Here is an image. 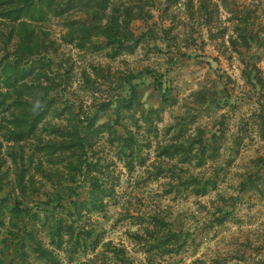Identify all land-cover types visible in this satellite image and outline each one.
Instances as JSON below:
<instances>
[{"label": "rangeland", "instance_id": "rangeland-1", "mask_svg": "<svg viewBox=\"0 0 264 264\" xmlns=\"http://www.w3.org/2000/svg\"><path fill=\"white\" fill-rule=\"evenodd\" d=\"M177 3L174 23L170 19L161 22L158 9L148 23L134 20L132 28L137 36L142 35L140 42L113 58L93 43L79 49L76 42L65 41L66 29L57 18L35 23L42 61L34 63L45 72L43 85L54 87L49 89L54 102L47 114H36L41 112L37 107L29 109L34 110L31 118L35 119L30 120L31 137L20 142L6 140L5 129L12 128L13 116L0 112V201L4 198V203L13 206L17 199L30 212L13 217L17 225L12 227L7 225L11 214L5 209L0 262L9 263L16 248L24 246L22 252L30 262L48 264L32 256V236L54 252L52 264L101 263L104 256L113 263L114 246L123 248L132 264H152V256L157 261L194 264L196 259L225 256L246 243L245 263L264 258V192L245 195L236 205L230 200L243 173L264 177V164L257 161L264 157V129L256 116L260 110L264 113V87L256 85L254 73L249 78L245 71L256 64L264 77V0H207V10L201 8L197 14L186 10L188 0ZM193 4L197 8L200 2L194 0ZM245 20L251 30L261 31L263 47L252 43L245 50L239 42L234 44L237 31L246 28ZM7 23L0 17L4 31ZM154 23L149 36L146 32ZM148 70H153L159 81ZM33 78L31 74L29 79ZM79 111L82 116L97 111L96 125L108 124L111 131L100 135L90 131L87 150L92 165L74 184L65 177V161L77 157L66 154L62 145L52 148L65 141L63 132L75 123L74 114ZM69 114L72 121L67 120ZM127 128L140 156L132 170L116 152L117 141L111 142L115 132L121 136ZM170 139L193 154L202 148L218 151L212 159L200 160L196 155V159L183 162L179 155H161L162 146ZM192 174H204L203 182L216 179L217 189L196 194L192 186L185 187ZM93 177L100 184L116 185L114 198H108L112 203L103 211L83 205L91 201ZM82 178L85 181H80ZM72 184L79 197H70L66 191ZM73 200L78 201V210ZM217 206L230 213L224 224L217 223L221 214ZM76 210L80 216H72ZM151 211L165 217L182 241L187 238L188 248L170 255L162 251L163 246L145 245L151 242L147 239L141 243L132 239L130 232L146 235L144 223ZM55 218L75 223L78 235L84 231L91 234L89 242L98 243L95 250L81 246L74 253L70 243L51 245L48 226Z\"/></svg>", "mask_w": 264, "mask_h": 264}, {"label": "trees", "instance_id": "trees-1", "mask_svg": "<svg viewBox=\"0 0 264 264\" xmlns=\"http://www.w3.org/2000/svg\"><path fill=\"white\" fill-rule=\"evenodd\" d=\"M177 1L178 0H145V2H143V0H0V17L8 22L6 26L7 31H4L3 27L0 28V112L1 114L9 113L13 116L12 128L7 127L5 129L6 140L15 142L28 140L31 137L32 131V123L30 120L32 122L35 120L31 118V114L34 110L29 109L37 107L38 109L40 108L41 112L38 111L36 114H47L54 102V99L49 94V89H54V87L43 85L41 79L44 77L45 72L34 63V61H42V58H40L42 55L39 50L42 42L40 43V36L35 30V23L50 20L49 18L51 17L57 18L63 23L66 29L63 34L65 41L68 43L76 42L79 49H84L88 44L93 43L95 46L98 45L101 47L102 51H106L107 55L113 58L119 55L121 51L131 49L140 42L142 35L137 36L132 28L134 20H142L148 23L155 16L154 10L158 9L161 11L158 18L161 22L170 19L171 21L173 20L174 23L176 17L174 8L179 5ZM199 2L200 5L196 8L193 4L194 0H188V3H185L186 10L188 9V12L191 13L195 11L196 14L201 8L207 10V0H199ZM243 23L247 24L246 28H244L243 31H237L239 32V37L238 40H233L234 44L239 42L245 50L249 49L252 43L259 45V47H263V42L260 41L259 36L261 31L251 30L247 20L243 21ZM154 24L155 25L152 26L149 25V29L146 32L149 36L154 32L156 23ZM94 39H97L99 42H94ZM253 67L252 69L254 71L256 70L255 72H253V70H248V68L245 70L248 77L251 78L254 73L253 76L256 85L264 87V77L261 74L260 67L256 64H254ZM148 72L159 81L160 78L153 70H148ZM31 74L34 75L32 81L29 79ZM163 95H165V93ZM130 101H132V99ZM130 101L128 104L133 103ZM128 104L126 105L128 106ZM71 114H69V117ZM256 116L257 121L264 129V113L260 110V113ZM4 118L5 117H3V119ZM72 119L73 118L70 117L67 120L72 121ZM74 119L75 123L63 132V134L65 133V141H62L61 144L57 142L53 145L52 149L57 150V145H62L64 146V152L66 154L77 157L76 160L65 161V177L68 182L75 184L77 183L76 178L80 177V175L85 177L86 167L92 165L89 162L87 150L90 143V131H92L94 135H100L106 131H111V126L108 124L96 125V121L98 120L97 111L91 116H82L79 111L74 114ZM124 126L126 127L127 125ZM2 129L3 126L0 124V130ZM115 134V138L112 139L110 137L111 142H118H115L116 152H118L120 157H123L126 167L132 170L136 164V160H140L135 138L129 128L125 129L123 133H120L121 136H119L117 132H115ZM215 143L216 142H211L212 145ZM217 151L218 149L216 148H213L212 151H210L209 148H202L197 150V152H199L198 154H193L194 151L186 152L183 150L181 144L173 142V139H170L169 144L162 146L161 155L169 158L179 155V159L186 162L196 159V155L199 156L200 160L206 159L207 157L212 159L213 154L217 153ZM257 161L264 164V157H260ZM159 173L161 172L158 171L157 174ZM189 177L190 178L186 180L185 187L192 186L196 194H206L209 190L217 189L216 179L208 178L203 182L205 178L204 174H192ZM80 181H85V179L82 178ZM91 181L93 182V189L89 191L91 201L83 202V205H90L91 209L95 211H103L105 207L112 203L108 198H114L116 185L108 182H101L100 184L96 177H93ZM19 184L20 187L23 186L22 181H19ZM74 184H72L73 186H68L66 191H69L70 197H79V192H77V188L74 187ZM238 186L236 194L230 196L232 205H236L237 201H242L245 195L252 197L253 194L258 192L263 193L264 177L260 174L243 173L242 180H240ZM2 188L3 186L0 181V190ZM0 202L2 203L0 205L1 226L6 224V218L4 217L5 209H9L11 214L10 221L8 220L7 225L10 223L12 227L17 225L13 217H20L22 213L26 215L30 214L29 208H22L21 201L17 199L13 203V206H8L4 203L6 202L4 198H2ZM77 202L76 200L72 201L75 207ZM75 209L78 210V207ZM216 209H220L219 211L221 212L216 218L217 223L224 224L226 217L230 214L229 211L226 209L222 210V206H217ZM77 210L72 216H80ZM232 215L234 217V212ZM138 216L142 219L145 218V216H141V213H139ZM55 220V223L48 226L51 237L49 243H51V245L58 247L63 243H70L72 247L74 246L72 248L74 253H77L78 248L81 246L85 247L84 250L90 247L93 248L91 251L95 250L98 243H95L96 240L89 242L88 238L91 237V234L84 231V233H80V235H84L81 237L76 234L77 226H75V223H67L68 220L65 222L63 219L58 220L55 218ZM144 224L143 231H146V235L143 236L140 232H130L129 235L132 239H136L139 243L143 242V239H147V241L151 242H149L150 244L145 242V245L157 249H161L163 246L164 248L162 251H165L166 254L170 253V255L178 253L177 251L183 250L186 247L187 238L185 241H182L178 232L172 230V228L169 227L171 224L165 220V217L157 214V211L149 212L148 219ZM31 240L34 249L32 256L45 263L52 264L55 259L54 252L34 236H32ZM246 245L247 243L241 246L239 250L233 252L228 251L225 256L216 254L211 256L209 260L201 261L200 259H196L194 260V264H237V262L239 263L240 261H244V264H264V258L245 263ZM196 246H198V244ZM111 248L114 253L115 262L111 263L110 257L104 256V258L101 259V263L96 262L92 264H132L131 259L126 256L123 248H118L117 246ZM186 248H188V246ZM23 249L24 246L22 248H16L14 257L12 254V258L7 264H35L30 262L25 253L22 252ZM151 263L175 264L174 262L166 260L157 261L155 256L151 257ZM0 264L6 263L0 262Z\"/></svg>", "mask_w": 264, "mask_h": 264}]
</instances>
